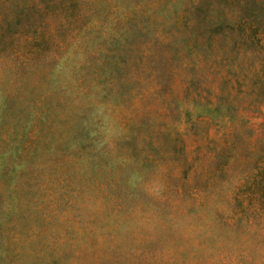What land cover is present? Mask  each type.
<instances>
[{
  "label": "rangeland",
  "instance_id": "obj_1",
  "mask_svg": "<svg viewBox=\"0 0 264 264\" xmlns=\"http://www.w3.org/2000/svg\"><path fill=\"white\" fill-rule=\"evenodd\" d=\"M0 264H264V0H0Z\"/></svg>",
  "mask_w": 264,
  "mask_h": 264
}]
</instances>
